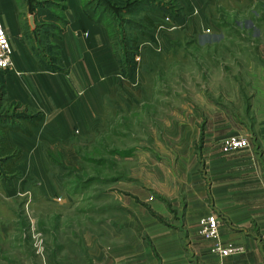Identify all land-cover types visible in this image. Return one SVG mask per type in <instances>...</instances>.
<instances>
[{
  "label": "crops",
  "instance_id": "0c3cea01",
  "mask_svg": "<svg viewBox=\"0 0 264 264\" xmlns=\"http://www.w3.org/2000/svg\"><path fill=\"white\" fill-rule=\"evenodd\" d=\"M176 1L179 11L171 19L176 29L153 32L162 47H181L179 37L218 41L226 31L206 34L208 13L228 3L240 5L236 21L244 15L245 0ZM253 1L255 8L258 0ZM34 4L30 9L17 0H0V23L13 62L11 71L0 73V124L20 127L33 116L40 117L30 136L8 131L9 146L20 152L14 166L18 177L2 182L1 190L8 199L22 197L29 203L30 191H22L20 181L34 184L42 198H63L54 185L52 152L62 155L64 165L76 163V141H86L102 128L108 104L120 100L121 90L124 97H131L145 82L138 72L133 78L122 77L108 31L86 15L82 0H35ZM148 15L165 24V14ZM254 37L256 63L248 68L256 79V91L249 96L243 93V100L237 102L243 105L242 110L238 106L242 112L234 116L226 105L208 111L189 104L176 110V128H164L171 148L158 140L161 156L141 153L140 162L146 166L138 179L142 184L132 175L115 178L122 185L117 186L119 195L110 192L118 201L110 207L115 216L98 222V230L85 239L89 264H264V32L259 26ZM154 44L138 36V68L146 62V49ZM4 104L16 110L15 120L2 116ZM201 121L203 128L198 125ZM244 135L248 148L222 152L224 139ZM210 213L222 223L221 242L242 246V254L220 258L210 252V244L196 232L198 221Z\"/></svg>",
  "mask_w": 264,
  "mask_h": 264
},
{
  "label": "rangeland",
  "instance_id": "374dc122",
  "mask_svg": "<svg viewBox=\"0 0 264 264\" xmlns=\"http://www.w3.org/2000/svg\"><path fill=\"white\" fill-rule=\"evenodd\" d=\"M17 1L28 7L35 2ZM173 1L158 3L170 9ZM124 3V0H82L87 12L92 16L96 13L94 18L98 16L101 22L110 25L112 37L117 36V41L124 40L125 44L135 34V26L142 23L146 11L155 9L139 10L133 15L120 14L119 7L125 8ZM253 3V0H245L244 15L237 21L235 12L240 11V5L228 3L221 10L209 11L210 34L215 29L226 31L225 37L209 43L214 46L210 52L203 51L206 48L200 38L190 41L179 37L181 47L171 44L166 48L157 40L151 42L155 43L152 47L160 53L161 59L151 57L149 60L147 51L151 48L148 47L146 62L138 68L140 59L136 61L133 76L138 72L145 82L137 86L131 97H124L121 90L120 100L108 104L102 128L89 134L86 141H76V163L64 165L62 155L52 152L54 185L67 200L42 198L35 193L33 184L23 186L30 191V203L22 201V197L6 198L1 190L2 182L8 183L18 176L5 173L0 161V264H89L85 239L98 230V222H107L109 217L115 216L110 207L118 203L114 196L121 193L117 188L122 186L115 178L132 175L142 184L138 179L146 166L140 162L141 153L161 156L158 140L171 148L172 141L164 128H176V110H183V106L189 104L197 110L208 111L212 106L225 109L226 105L234 116L237 111L242 112L238 106L242 110L239 101L243 100V93L249 96L256 91V79H252V69L248 68L256 63V27L264 32V0H258L255 8ZM104 10L107 13H103ZM254 76L256 78V65ZM2 114L10 120L18 116L11 104H4ZM198 125L203 128L202 121ZM112 190L117 194L112 196ZM12 238L16 239V244Z\"/></svg>",
  "mask_w": 264,
  "mask_h": 264
},
{
  "label": "trees",
  "instance_id": "16d2710c",
  "mask_svg": "<svg viewBox=\"0 0 264 264\" xmlns=\"http://www.w3.org/2000/svg\"><path fill=\"white\" fill-rule=\"evenodd\" d=\"M125 8L119 7V13L120 14H126V15H133L139 10H146V9H155L154 11H146L144 16L141 18V24H139L136 27L135 34L128 42L124 44V40L119 39L117 41V36L112 37V33L110 30V25L101 22V18L97 16L95 19L94 16H96V13H93L94 16H92L90 13L87 12L86 6H84V12L86 15L96 22L101 23L106 30L108 31L109 38H110V45L113 52V55L118 63L121 75L123 78H131L135 74L137 63L135 61V57L139 54V48L137 46V38L138 36H143L147 39H149L151 42H156L155 37L153 36V32L160 28L163 24L156 23L153 21L148 13L151 12H161L165 14L167 17H170L171 19L174 18L178 11H179V5L176 0H174L172 3H174V6H172L170 9H166L164 5L159 4V1L156 0H124ZM40 3H37V5ZM98 5V4H97ZM100 5V4H99ZM98 5V6H99ZM30 9L35 7V4L32 6H29ZM103 7H105L103 5ZM103 13H107V11L104 10ZM111 13V12H109ZM124 16V15H122ZM165 16V17H166ZM215 29V28H213ZM224 29H215L213 32L216 31H223ZM238 33V31H236ZM226 34L222 37H225ZM220 40V37L219 39ZM210 43V42H209ZM205 43L203 46L207 49L208 46L211 44ZM202 46V47H203ZM212 46V45H211ZM151 49L147 51V55L149 57V60L151 57H154L156 59H161L160 53L156 52V50L150 46ZM205 49V50H206ZM203 49V51H205ZM162 55V54H161ZM51 69V68H50ZM22 118V117H21ZM39 115L33 116V118L30 121H26L24 124L18 127L17 124H14L11 122H3L5 125L2 126L0 124V161H2V165L4 166L3 169L5 173L10 175H16V172L14 170L15 162L20 157V152L16 149H13L8 144V131L14 130V131H21L24 135L30 136L31 135V127L36 125V121L39 119ZM29 184L26 181H20V187L21 190L24 191V185ZM34 185V184H33Z\"/></svg>",
  "mask_w": 264,
  "mask_h": 264
},
{
  "label": "built area",
  "instance_id": "2783aa9c",
  "mask_svg": "<svg viewBox=\"0 0 264 264\" xmlns=\"http://www.w3.org/2000/svg\"><path fill=\"white\" fill-rule=\"evenodd\" d=\"M167 25L160 26L159 29L174 30L176 26L172 23L170 17H165ZM205 33H210V29H206ZM160 50V46H158ZM135 61H139V57H135ZM13 66L12 50L8 42V37L4 26L0 23V73L11 71ZM249 147L248 136H233L224 139L221 142L220 149L222 152L238 151ZM222 223L220 218L210 213L201 218L197 223V235L204 241L208 242L211 253L216 254L220 258L240 255L244 252V248L237 244H223L220 240V227Z\"/></svg>",
  "mask_w": 264,
  "mask_h": 264
}]
</instances>
